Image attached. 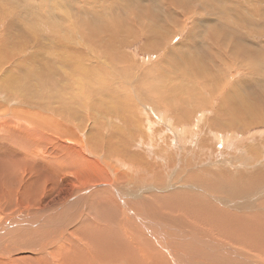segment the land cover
<instances>
[{"label":"bare ground","instance_id":"obj_1","mask_svg":"<svg viewBox=\"0 0 264 264\" xmlns=\"http://www.w3.org/2000/svg\"><path fill=\"white\" fill-rule=\"evenodd\" d=\"M52 1H49L50 5ZM149 1V3H157L159 5L149 6L148 4L146 9L140 8L138 10L139 13L137 12L138 16L131 15V10L127 9L120 10L124 11L125 14L119 16L111 9L112 11L107 15L102 13V11L92 14L89 12L85 13L83 15L88 18L83 19H81L82 13L80 8L74 6V2H69L65 8L59 7L56 9L53 6L52 11H49L48 17L56 22V24L54 22L53 24H49L44 22V20L46 21V13H42L44 10L42 8L44 6L42 0H0V10L2 8L0 25L4 28L5 24L3 23H6L4 20L10 16L12 20L8 22L10 25L9 29L15 26L29 29V32H20L18 40L12 39L13 41H8V44L5 40L7 35L0 36V46L3 45L2 48L0 47V58L6 60L5 62H0V108H3L2 111L7 116L0 118V120L4 121V124H0V129L11 133L15 137V139L6 138L7 142L5 141V143L2 141L6 139L0 142V175L9 178L11 175L7 176V173L19 174L18 171L22 168L25 169V172H29L28 165L34 157L32 151L35 153L36 151L41 152L44 150L49 151L48 154H55L54 158L51 159L52 161L42 158L40 160L42 165L39 168L38 181L41 185L47 184L49 186L48 182L51 177L64 175L68 171L75 173L86 172V175H91V172L99 170L100 174L113 177L108 184L105 182L100 184L98 182L99 184L95 186L102 187L99 193L97 192L98 195L94 196L90 202H88L89 200H85L91 204L92 212H95V214L99 210L105 211V218L99 217L97 214L98 218L96 219H94L95 217H87L83 221L81 220L79 226L73 225L77 221V217H71V212H75L72 209L76 204L79 205L85 202L83 198L86 199V197H81L82 194L74 198L72 195L68 204L63 206L66 212L63 211L61 214L55 213L56 215L52 213L50 219L42 217L31 220L32 218L29 219V216L33 217L31 213H18L19 216L14 219L7 216L5 223L0 226V264H207L205 263L207 261L214 264H256L257 261L250 262L247 259L255 258L253 256H260L264 259L263 213L250 214L249 209L245 212V202L237 205L239 207L238 210H241L240 213L231 212L228 209L226 211L213 204L205 193L204 195L201 194L202 192L196 191L199 188L195 186L189 187L190 189L186 190L182 189L183 192L181 190L169 192L175 190L177 186L170 184L171 177L166 172L175 163L174 158L171 157L177 155L178 144L184 145L183 151L186 152H192L195 149V145H200L198 147L200 153H198L199 151H196L197 154L193 153L196 155L194 156L195 159H199L202 165H212V162L208 159L202 162V160H205L209 156V141H212V139L205 138L202 141H196L193 138V131L185 127L188 124L192 125L193 122L191 120L193 113L190 109L193 111L196 109L194 99L199 89H197L196 85L201 84V87H207L214 96L220 93L223 105L219 106L222 108L219 109L218 113L222 123L228 117L227 114L232 112L229 123L225 124L229 125L231 130L246 131L251 126L264 123V110L259 108V104L264 105V81L258 83L259 79L257 77L250 80L249 77L248 81L250 85L247 84L248 86L246 87L251 91H249L247 96L244 95L246 99H243V96L236 97L235 95L240 93L238 91V93L233 94L231 93L233 90L230 91L232 94L230 98L228 95L230 94L229 87L226 90L227 83L229 82L224 84L221 83L223 81L219 82L217 80L220 69L216 70L218 66L215 65L220 64L222 60L213 57V61L201 62L200 56L203 54L201 51L200 56L199 54L193 55L194 60L187 58L188 66L186 64L187 67L184 66L185 68L182 67L176 72L171 71L177 69L180 66V62L177 65H171L165 61L149 68H145L142 65L143 69L140 72L129 69L128 62L129 58L132 59V57L121 52L126 51L129 46L131 47V42L135 41L136 37L146 36L156 43L160 40L162 41L160 37L162 33L156 28L160 26L162 17H165L167 14L161 13L160 6L164 4V1ZM181 1L172 0V2L168 3V6L176 10L178 4L184 5L187 2ZM69 7L70 9H74L73 11L71 10V13L68 12ZM214 8L210 9L220 12ZM74 13H78L77 20L80 21H77V23L75 22ZM170 20L177 21L176 17L172 14L165 18V22L168 23ZM210 25L208 28L212 30L213 26ZM62 35L65 36V38L62 37L64 39L62 44L65 51L61 50V43L59 42V38ZM210 35L212 36L211 33ZM191 37L192 35L190 39ZM215 38L221 41L219 36ZM218 42H214L213 45L220 50L221 45L219 43L221 42ZM222 43H224L223 40ZM36 44H38L37 50L39 52L42 51L41 54L36 52V50L37 55L33 53ZM99 44L103 49H100ZM8 46L12 49H9ZM149 46L151 47V45ZM253 46L255 47V45ZM233 47L235 48V46ZM235 51L238 52L231 53V56L235 60H239L245 54H248L245 51L241 53L237 49ZM254 51L258 53L260 50L259 48L258 50L254 48ZM194 52L196 50H193L191 54ZM259 57L261 59L262 56L260 55ZM114 58L117 59L118 64L114 62ZM251 59L253 58L251 57ZM258 59L256 57V60ZM262 61V66H264V60ZM164 63H166L169 70L164 69L166 67ZM224 64L226 65L227 63L224 61ZM224 64L223 62L220 64V68L223 71L226 69ZM248 64L247 66L251 63ZM230 69L232 70L231 67ZM230 69H228V73ZM222 70L221 73H223ZM213 82H217V84L213 85ZM230 88L237 90L236 86L232 87L230 85ZM224 92L228 93L226 98L223 97ZM199 93L201 94L200 91ZM14 96H18V100ZM249 98L253 100L250 102ZM149 103L155 106L157 110L160 107H168L180 113L179 116L175 117L177 126H174L170 120L168 122L167 115L165 116L164 114L162 122L169 125L163 124L165 127H169V130L168 128L164 129V127L161 129L155 128V123L152 121L153 117L147 118V114L143 113L144 109H150L147 105ZM10 104H14V106ZM151 111L153 110L151 109ZM35 117L37 118L36 120H34ZM118 119L121 120L123 125H119L120 121ZM156 123L158 126V122ZM197 131L198 134L204 133V131ZM168 132L177 134L178 141L176 140L175 142L177 144L171 142L170 136L167 137ZM186 132L188 133L186 134ZM152 133L155 137L158 136V140H155L154 144H151V141L147 144V140L153 136ZM19 135L21 138L18 137ZM216 136L213 135V138ZM232 139L222 141L217 138L213 147L222 150L221 148L229 143L230 145L225 146L224 149L230 148L231 151L239 150L237 146L240 145V142L235 143L236 140ZM251 140L245 138L242 142L249 141V150L253 151L251 153L258 159L259 148L258 146H254V140L252 142ZM203 141L208 147H202L201 143ZM20 142L23 143L21 144ZM234 147L236 148L234 149ZM209 150L211 151L212 149L210 148ZM30 151L31 154L28 156V152L30 153ZM186 152H183V154ZM150 155L153 157H150ZM251 160L250 158L246 160L245 156L243 162H241L243 164L242 168L231 169L230 171L227 170L229 169L228 167L225 168L226 166L223 168H219L218 165L211 167L198 166L199 169L192 171L187 179L194 180L197 183L194 185L200 188L211 190L212 188L216 189L219 187V193L221 191V194H226L234 199L240 198L242 195L252 191L262 192L264 190V187H262L264 186V166H259L260 164L256 163L259 168L255 165V167L253 166L255 170L245 169L248 166L247 161L250 163ZM155 161H158V165L154 167ZM182 162L184 161L182 160ZM224 162H219L218 164ZM193 166L192 162L188 163V165H183L184 169L180 168L181 170H178L179 172L176 174L177 179L185 173L187 168ZM119 168L123 171L119 170ZM42 170L47 172L45 176ZM153 173H155L154 178L156 180L163 179L162 181L165 184L148 179H152ZM86 178L92 180L91 176H86ZM116 181L129 183V185H132L130 188H133H126L121 183L118 185ZM103 187L110 188L108 190L113 191L115 195ZM159 187L162 193H160ZM14 190L9 192L8 197L6 195L9 199H5L8 200V203H11L5 202L4 209H6V213L13 211L14 205L17 207L21 204L25 205L23 200H17L16 195L13 197ZM7 191L8 188L0 190V199L4 198L5 194H8L6 193ZM184 192L193 196H184ZM190 192L195 193L191 194ZM83 193L85 195V192ZM101 195H105V198L108 197L106 199L108 202L111 201V204L105 203L104 201L106 200ZM258 196L261 197L260 195ZM248 197V195H245L242 198L248 200ZM15 200L18 201L17 203L15 202L16 204L13 202ZM19 203L20 205H18ZM135 203L149 209L155 206L161 211L184 212L189 216L187 217L190 221L188 223L198 228L201 225L205 226L210 230L211 234L209 236L212 239L206 238L203 235H201L203 238L194 236L198 228H195V231L190 228H184L186 231L184 235H188V238L184 236L188 240L185 244L186 246L193 247L187 248L183 245V248L186 249V254H184L176 247H173L168 241L171 240L168 231L169 224H166L167 226L164 223V225H159L160 222L152 223L147 220H143L148 223L144 225V229L148 235H151L153 230L156 232L155 236H151L154 238V241L150 240L152 238L142 236L140 232H130L131 237L130 234L122 229V226H124L122 220L124 221L126 218H139L136 216V213L140 212L136 209V206V210L133 207ZM247 203L249 202L247 201ZM48 206L51 211L55 210L58 204H48ZM58 208H62V206ZM17 210L19 212L18 208ZM78 213L77 216H79ZM161 213L164 214V212ZM176 214L178 215V213ZM0 217L2 219V213ZM67 221H69V227L65 226V222ZM125 224H128V222H125ZM149 226L152 230H150ZM49 228L52 231L50 233L55 235L53 239L49 238L50 241L48 243H57L55 246L56 250L49 248L50 251L48 252H51V254L47 252L45 248L46 244L43 243H47L46 240L48 238L43 239V242L39 240L43 236L47 237L49 233L47 230ZM69 228L73 230L70 234L71 237L66 236V230H69ZM130 228L132 230L135 229L133 226ZM160 229L161 231H159ZM201 229L203 228L200 227L198 230ZM35 238L39 239L35 241ZM220 240H226L231 244L233 243L236 246L247 249L252 256L243 253L244 251L230 250V247L228 249V246L221 243ZM36 242H39L38 253L35 249ZM205 244L209 245L210 248H201ZM20 246H25L24 248L27 252L35 249L31 257L29 256L30 258L26 257V263L21 258H18V256L13 257L14 252L22 250ZM22 252L24 251L22 250ZM55 252L61 253L62 258L56 256ZM257 264L264 263L260 262Z\"/></svg>","mask_w":264,"mask_h":264},{"label":"rangeland","instance_id":"obj_2","mask_svg":"<svg viewBox=\"0 0 264 264\" xmlns=\"http://www.w3.org/2000/svg\"><path fill=\"white\" fill-rule=\"evenodd\" d=\"M49 1L50 0H42V3L44 4V6L43 7L42 6H38V7H42L44 9L43 10L44 12L42 11V13H44V14L46 13L45 14L46 21L44 20V22L45 23H49V24H51V23L53 24V22H54L48 17L49 13H50L49 11H52L53 6H55L56 9L59 8V7H62V8L64 7L65 8L66 5L69 4V2H74L73 5L78 7V8H80L81 13H82V18L81 19L88 18L87 16L83 15V14L88 13V12L90 14H92V13H95L97 11H100V12L102 11V13H105V15L110 14V12L112 11L111 9H113L119 16H123L125 14L124 11H120L122 9L131 10V13H130L131 15L138 16V13H139L138 10L140 8L141 9H146L148 7V4H149V6H158L159 5L157 3H149L150 2L149 0H115V1H113V0H53L55 2L52 1L51 5L49 4ZM132 1H134V2H132ZM163 1H164V4H161V6H160L161 7V13H164V14L167 13V14L165 15V17H162V20L160 21V26H158L159 28L158 27L156 28V29L160 30L161 33H162L160 35V37L162 38V41L160 40L158 43H156V42H152V40H150L146 36L136 37L135 41L131 42L132 46L131 47L129 46L126 49V51H122L121 52L122 54H127V55L132 57V59L129 58V62H128V68L129 69H132L133 71L140 72L141 69H143V66L145 68H149V67H151L153 65H157V63L161 64L162 62H165V61H167L166 62L167 64H171V65L172 64H176L177 65L180 62V66L177 69L171 71V72H176V71H179L182 67L185 68L184 66H186V64L188 66L187 61H188V59L189 60H194V56H193L194 54H199V56H200V53L202 52L203 54H201V56H200L201 57L200 58L201 62H203V61L204 62L205 61L206 62L207 61H213V57H215L217 59L220 58L222 60L221 63L223 62V64H224V61L227 63L226 65L224 64V66L226 67V69H225L226 71L224 70L225 74H224V71L220 68V64L221 63L215 65V66H218L216 68V70L220 69V71H219V73L217 75V77H218L217 80L219 82L223 81L221 83H224V84L226 82H229V83H227L226 90H228L227 87H229V93H230L231 90H233V91H231V93H233V94L236 93V92L238 93V91H239L240 94H236L235 95L236 97L243 96L242 98L246 99L244 97L248 95L249 91H251V90L247 89V87H246V86H248L247 84H249V81H248L249 77H250L249 80L250 79H254V78L257 77L259 79L258 83H260L261 81H264V71H263L264 70V66H262L263 65L262 64V62H263L262 60H264V57H263V55H264V0H214L215 2L211 1V0H182L181 2H183V1L186 2L187 1L186 4H184V5H179L178 4L176 10H173L171 8V6H168V3L172 2V0H163ZM205 1H207V2H205ZM36 2H38V1H36ZM58 3H60V4H58ZM163 5H165V6H163ZM208 7H210V8H214L215 7L220 12L214 11L213 9L211 10ZM186 9H189V10H186ZM1 10H2V8H1ZM1 10H0V15H1ZM71 10L73 11L74 9H72V8L70 9V7H69V11L68 12L71 13L72 12ZM119 11H120V13H119ZM170 12H171V14L174 17H176L177 21L174 22V21L170 20L168 23H166L165 22V18H167L169 15H171ZM173 12H174V14H173ZM74 15H75L74 16L75 17V22L77 23V21H80V20H77L78 19V13H74ZM45 16H44V18H45ZM8 18H9V20H8ZM8 18L6 17V20H4L6 22V23H3V24H5L4 28L2 27V25H0V28H1L0 32L5 33V34L0 33V36L1 35H5V36L7 35V38L4 36V38H6L5 40L7 41V44H8V41H13L15 39L18 40V36L20 35V32H22V31L29 32V29L23 28V27H19V26H15L14 28L9 29L10 25H9L8 22H11L10 20H12V19L10 18V16ZM48 19H49V21H48ZM178 23H179L180 26L177 25ZM54 24H56V22H54ZM168 24H169L170 27L167 26ZM209 25L213 26L212 27L213 31L208 28ZM161 26H162V28H161ZM74 28H76V27H74ZM169 29H170V31H169ZM215 30H217V32H215ZM163 32H165V33H163ZM204 32H205V34H204ZM210 33L212 34V36L210 35ZM191 35H192V37L190 39ZM226 35L229 36V37H227ZM163 36H165V37H163ZM213 36H214V38L219 36L221 41H219V39H216V38H215L216 39V41H215L214 38L212 39ZM62 37L65 38V36L62 35L59 38V42L62 45V46L60 45V47H61L62 51H65L64 45L62 44V41L64 39H62ZM157 37H159V36L157 35ZM209 38H210V40H209ZM217 40L219 42H221V43H219ZM222 40L224 41V43H222ZM214 42H218L221 45V49L220 50L214 47V45H213ZM37 45L38 44H36L34 46V49H33V51H34L33 53H35L36 55H37L36 52H38L39 54L42 53V51L39 52L37 50ZM149 45H151V47ZM232 45L235 46V48L237 50H240L241 53H243V51H245V52H248V54L250 52V54L249 55L245 54V56H244L245 58L242 57L239 60H235L234 57L231 56V53H236L238 51H235L236 49ZM253 45H255V47ZM193 46H194V48H193ZM0 47L2 48L3 45H1ZM9 47L10 46H8V48ZM148 48L152 49V50H149ZM224 48H225V50H223ZM254 48L257 49V50L259 48V50H260L259 52L260 53L259 52L257 53V51L255 52ZM9 49H12V48H9ZM44 49H46V47H44ZM100 49H103L101 47V45H100ZM190 49H191V52L193 50L194 51L196 50L197 53L194 52V53L191 54ZM35 50H36V52H35ZM228 50L230 51V53H229ZM219 52L221 53L220 55H219ZM222 54H223V56H221ZM260 55L262 56L261 57L262 60L259 57ZM253 56L255 57V59H254ZM251 57L253 59H251ZM256 57H257V59L258 58L259 59L256 60ZM203 58H204V60H203ZM1 59L2 58H0V62H5L6 61V60H3V59L1 60ZM256 61L259 62V63H257ZM114 62L116 64H118V61L115 58H114ZM247 62L249 64L250 63L251 64L249 65ZM166 63H164V66L166 65ZM247 64L249 66H247ZM227 66H230L232 68V70L230 69V67H227ZM238 66H239V68H238ZM167 67L168 66L166 65V67H164V69L169 70V69H167ZM244 67H245V69H244ZM253 67H254V69H253ZM227 68L230 69L229 73L227 72L228 71ZM221 70H222L223 73H221ZM206 71H209V70H206ZM261 71H263V72H261ZM216 84H217V82H215V83L213 82V85H216ZM230 85H232V87L236 86L237 90L235 88L231 89ZM196 87H197V89L199 88L200 90L198 89V92L195 95L196 98L194 99V102H196V109L194 111L192 109H190V111L193 113L192 119H191V120H193V122H192V125L188 124L185 127H186V129H188L190 131H193V133L192 132L191 133L194 135V136L193 135L192 136H193V138L196 141L197 140H201L202 141L205 138L206 139H208V138L212 139V141H209V143H210L209 149L211 148L212 150L210 151L208 149V151H209L208 152V154H209L208 158H205V160H202V162H204V161H206L208 159V160H210L212 162V165H210V166L209 165H202L199 162V159H197V158L195 159L194 156H196V155L193 154V153L197 154L198 151H199L198 153H200V149L198 148L200 145H198V146L195 145V149L192 152H186V151H183L184 145L178 144L177 155H173L172 156V154H171V156H172L171 158H174L173 160H175L174 161L175 163L172 165V167H169L170 170L169 169L166 170L168 175H170V177H171L170 184H172V186H177V188H175V190H171L169 192H176V191H179V190L182 191V189L186 190L189 187L195 186V187H197L199 189L196 190V189L193 188L194 190L202 192L201 194L205 193L206 196L212 201L213 204H215L219 208H222V209H224L226 211L228 209L231 212L240 213L241 210H238L239 207L237 205L240 204L241 202H242V204H243V202H245L246 203V204H244L245 212H247L246 210L249 209V213L250 214H252V213H263L264 214V203H263L264 202V190L262 192H260V191L259 192L252 191V192H250L248 194H245V195L249 196L248 200H245L246 198H242L245 195H242L240 198L234 199L232 197L227 196L226 194H221V191L219 193V187H217L216 189H214V188H212L211 190L209 189L210 190L209 191L208 189L200 188V187L194 185V184H197L196 182H194V180L191 181V179H187L188 175H190V173L192 171H197L199 169V167H201V166H209V167H211V166L218 165L219 168L220 167L223 168V167L226 166L225 168L228 167L229 169H227V170H229V171L231 169H241L242 168L241 166L243 165L241 162H243V159L245 158V156H246V160H248V158L252 159L250 161V163H249V161H247L248 162L247 163L248 166H246L247 168H245V169H254L255 170L254 167H255V165H257L256 163H259L260 164L259 166H264V164H263L264 163V123H261V125L257 124V125L251 126V127L247 128L246 131L245 130H241V131L240 130H233V129L231 130L230 126L226 125L225 123H229L230 118L232 117V112L227 114L228 117L224 119L223 123H222L221 119L219 118V113L218 112H219V109L222 108V107H219V106L223 105L221 94L217 93V94H215L216 96H214V94L212 92H210V89H208L207 87H204V88L201 87V84L200 85H196ZM206 88H207V90H205ZM238 88H240V89H238ZM199 91L201 92V94L199 93ZM231 93L230 94L227 93L230 98H231V95H232ZM6 94H8V93H6ZM227 94L224 92L223 93V97L226 98ZM18 96H16V97L14 96V98H16L18 100V98H17ZM237 99H239V98H237ZM231 100H233V99H231ZM252 100H253L252 98H249L250 102ZM221 102H222V104H221ZM10 105L14 106V104H10ZM16 105H18V104H16ZM147 105L149 106L150 109H144L143 113L147 114V118L151 117V116L153 117L152 121H153V123H155V126H156L155 128L161 129L162 127H164V129L168 128V130H169V127H167V126L165 127L163 125V124H167V123H163L162 122L163 121L162 116L164 114H165V116L167 115L168 122L170 120L174 126H177L175 117L179 116L180 113H177V112L171 110V108H168V107H160L157 110V108L155 106H153L152 104L149 103ZM259 108L264 110V105H260L259 104ZM2 109L3 108L1 107L0 108V118L7 117L5 115V113H3ZM151 109L153 111H151ZM169 113H171V114H169ZM149 114H151V115H149ZM182 114H184V113H182ZM160 116H161V119H160ZM36 119L37 118L35 117L34 120H36ZM159 120H161V121H159ZM1 121L2 120H0V124H4V121H2V122ZM118 121H120L119 125H123L121 123L120 119H118ZM156 122H158V126H157ZM182 127H184V126H182ZM219 129H221V130H219ZM197 130L204 131V133L198 134ZM0 132H1L0 133V142L2 140L6 139V138L7 139H9V138L15 139V137H13L11 135V133H9V132L7 133V131L4 132V130L0 129ZM172 133L173 132H168L167 137L170 136L171 142L174 143V144H177L175 142H176V140L178 141V136H177L176 133H173V134ZM187 133L188 132H186V134ZM152 135H153V133H152ZM172 135H174V136H172ZM199 135H200V137H199ZM213 135L214 136L217 135L218 137L216 136V137L213 138ZM176 136H177V138H176ZM18 137L21 138L20 135ZM198 138H200V139H198ZM217 138H218V140L220 139L222 141H226L225 139H227V141H229L230 139L233 138L234 140H236L235 143H239L240 142V145L237 146V148L239 150L231 151L230 148H228V149L225 148L224 149L225 146L230 145L229 143L227 145H225L224 147H222L221 148L222 150H220V149H218L216 147H213V145L215 144L214 142H215V140H217ZM245 138L250 139V140L253 139L254 140V142H253L254 146H258V148H259L258 149V159H257V157L254 156V154L251 153L253 151L249 150V145H250L249 141L248 142L247 141L242 142L243 140H245ZM7 139L2 141V142H4V143H5V141L7 142ZM155 140H158V136L155 137L153 135L147 140L146 143L148 144V142L150 143V141H151V144H154ZM253 140H251V142ZM20 143L22 144L23 142H20ZM142 145H143V143H142ZM201 145H202V147L205 146V148L208 147L207 144L204 141L201 143ZM235 148L236 147H234V149ZM183 152H186V153L183 154ZM33 153H34V151H32V155H34V157H33L32 161H31V163L29 164L31 166L28 165V168L30 169L29 172L28 171L25 172V169L22 168L21 170L19 169V171H21V172L18 171L19 174L16 173L14 175L12 172L7 173V176L11 175L9 178H7V177H5L3 175H0V190H2L4 188H8V191L6 192L8 194H5V197L1 198L2 200L0 199V202H1L0 203V206H1L0 207V214L2 213V215H3L2 219L0 217V219L2 220V222L0 220V226L5 223V221L7 219V216L10 217V218L13 217V219H14V218L19 216L18 213H20V214L21 213L22 214H30L31 213V215H33V217L29 216V219L32 218L31 220H33L34 218H42V217H47V218L50 219L51 218L50 216L52 215V213L61 214L63 211L66 212V210L64 209L63 206L68 204V202L70 201V198H71L72 195H73V198H74V197H78V196H80L82 194L81 197L82 196L86 197V199L83 198V200L84 201L85 200L86 201L89 200L88 202H90V200L93 199L94 196L98 195L99 191L102 188V187L101 188L97 187L95 185H98L99 183L101 184V183H104V182L106 184H108V183H110V179L113 178V177H109L107 175L104 176L103 174H100L99 170L94 171L96 173L91 172V175H89V174L86 175V172H84V173H79V172L75 173V172L68 171L66 174L60 175L61 177L60 176L51 177L50 181L48 182L49 186L47 184L46 185L45 184L41 185L39 183V181H38L39 180L38 179V177H39V168L42 165L40 163V160L44 159V160H47V161L48 160L52 161L51 159L54 158L53 156H54L55 153L48 154L49 151H44V150H42L41 152L36 151L34 154ZM30 154H31V151H30V153L28 152V156ZM150 157H153V156L150 155ZM182 160L184 162H182ZM253 160H254V162H253ZM189 161L192 162L195 167L193 166L191 168H187L185 170V173H183L178 178L179 179L178 180L176 174L181 170L180 168L184 169L183 165H188V163H190ZM179 162H181V163H179ZM219 162H224V163L218 164ZM227 163H228V165H227ZM37 165H39V166L37 167ZM157 165H158V161H155L154 167L157 166ZM259 166H258V168H259ZM235 167H237V168H235ZM22 170H24L23 171L24 174H23ZM119 170H121V169L119 168ZM243 170H244V166H243ZM42 171H43L42 173L45 176L47 172L45 170H42ZM121 171H123V170H121ZM92 173H93V175H92ZM154 175H155V173H153L152 179L151 178H148V179H150V180H152L154 182L156 181V182H159L161 184H165V182L162 181L163 179H160L161 180V182H160V180H156L154 178ZM30 176H33V177H30ZM75 176H76V178H75ZM86 176L87 177L91 176L92 180L86 178ZM15 177L16 178L18 177V178L16 179ZM55 178H57V180H55ZM100 179H102V180H100ZM6 181H7V183H6ZM175 182H176V184H175ZM26 183H27L28 186L25 185ZM51 183H52V185H51ZM120 183L123 186H125L126 188H129V189L133 188V187L130 188V186H132V185L131 184L129 185V183L116 181V184L119 185ZM30 184H32V185H30ZM12 187H13V189H11ZM262 187H264V186H262ZM26 188H28V189H26ZM48 188H50V189H48ZM103 188L106 189V190L110 189V188H107V187H103ZM30 189L33 192H31ZM159 189H160V187H159ZM202 189H204V190H202ZM12 190H14L13 191L14 192L13 197L16 195L17 200L18 201L19 200H23L25 205H22V204L20 205V203L18 205H20L21 207L20 206L17 207L16 205H14L15 206L14 210L11 211V212H7L6 213V209H4L5 208V204L8 203L7 202L8 200H6V199H9L7 197L9 195V192L12 191ZM29 191H30V193H29ZM108 191L115 195V193L113 191H110V190H108ZM83 192H85V195H84ZM94 192H96V193H94ZM160 193H162L161 189H160ZM190 193L194 194L195 192H190ZM93 194H95V195H93ZM6 195H7V197H6ZM186 195H190V194H187V193L184 192V196H186ZM258 195H260L261 197H259ZM101 196H103L104 197L103 199L107 201L108 197H106L107 198L106 199L105 195H101ZM192 196L193 195H190V197H192ZM100 199H101V197H100ZM17 200H15L13 202L17 203L18 202ZM86 201L81 203V204H79V205L76 204L73 207L72 211H75L76 213L75 212H71L72 213L71 217H73V216L77 217L76 218L77 221L73 225L79 226L81 224L80 223L81 220L83 221L87 217L88 218H91V217L94 218L95 217L94 219H96V218H98V215H99V217L105 218V216H106V213H104L105 211L102 212V210H99L100 213L98 212V213L95 214V212H92L93 210H92L91 204H89ZM106 201H104V202L107 203V204L108 203L111 204V201H109V202L108 201L106 202ZM247 201L249 203H247ZM151 202L153 203V201H151ZM137 203H135L133 205V207L135 209V206H136V209L140 212V213H136V216L139 217V218L138 219L137 218H132V219H129V218L124 219L123 218L124 219V221L122 220V224L124 223V226H122L123 230H125L128 234H130V232H133V233L134 232L135 233H139L140 232L142 236H144L146 238H152L150 240H153L154 238L151 237V236H155L156 232L153 230V233L151 235H148L145 232V229H144V225L148 224V223L144 222V221L147 220V221L152 222V223L160 222L159 225H164V224L168 225L169 224L168 225V229H169L168 231H169V234L171 236V240H168V241L172 244V246L176 247L177 249L182 251L184 254H186V251H185L186 249L183 248V245L185 247H187V248H193L191 246H186L185 243L188 242V240L184 236H186L188 238V235H184V233L186 232L185 229H187V228H190V229L195 231V228L197 229L198 227L193 226L191 223H188L190 221L187 219V217H189V216L186 213L181 212V211H171V210H168V211L167 210H163V211H161L160 209L156 208L155 206H152V208L149 209V208L141 207ZM8 204H11V203H8ZM48 204L49 205L58 204V206L55 207V210L53 209V210L50 211ZM61 206H62V208H58V207H61ZM76 206L79 207V208H77ZM86 207H87V209H86ZM15 208H16V210H15ZM17 208L19 209V212H18ZM56 208H58V209H56ZM80 208H81V210H80ZM89 209H90L91 213H93V214L90 213ZM161 212H164V214L161 213ZM172 212L178 213V215L177 214L175 215V213H172ZM15 213L17 214V216H15L16 215ZM77 213L79 214V216H77ZM85 214H87L88 216L85 215ZM140 217H142V218H140ZM148 217H150V218H148ZM180 217H182L183 219L180 218ZM184 217H186V218L184 219ZM68 222L69 221L65 222V226H67V227H69ZM125 222H128V224H125ZM131 226H133L135 229L132 230L130 228ZM200 227L203 228V229L198 230V229H200ZM52 228H53V226L51 227V230H52ZM149 228H150V226H149ZM70 229L71 228H69V230H66L67 231L66 236H70L71 237L70 234H71V232L73 230H70ZM198 229H197V231H195L196 233H195L194 236H198V237L203 238L201 236V235H203L206 238L212 239V237L209 236V234H211V232H209L210 230L208 228H206L205 226L201 225V226H199ZM150 230H152V229L150 228ZM47 231L49 232V233L47 232L48 233L47 237L43 236L42 239L41 238L40 239L38 238V239L42 240V242H43V239L48 238V240H46L47 243L43 242V243L46 244L45 248L47 249V252H48V251H50L49 248H52L53 250L54 249L56 250L55 246H56L57 243H55V244L54 243H48V241H50L49 238L53 239L55 234L50 233V232H52V231H50V228ZM159 231H161V229ZM191 233H193V232H191ZM130 236H131V234H130ZM38 239L35 238V241L38 240ZM136 241H138V240H136ZM175 241H177V242H175ZM220 242L223 243L224 245L228 246L227 247L228 249L230 247V250H235V251L236 250H240V252L244 251L243 253L248 254V256H252V255L249 254V251L247 249H244V248H241L239 246H236L233 243L231 244L230 242H228L226 240L225 241L224 240H220ZM35 244H36L35 249H36V252L38 253L39 252V247H38L39 242H36ZM205 245L201 246V248L209 247V245L208 246L207 245L205 246ZM24 247L25 246H20V248L24 252H22V250L20 252H14L13 253V257H17L18 256V258H21L22 261L23 260L25 261L27 256H28L27 258H30L31 255L34 253L35 249L33 251L27 252V251H25ZM235 247H237L239 249H237ZM16 253H17V255H16ZM48 253L51 254V252H48ZM55 254H56V256L62 258L61 253L55 252ZM253 257H255L256 259L251 257L252 259H247V260H249L250 262H253V261L256 262L257 261L256 264L260 263V262L264 263V259L262 257H260V256L259 257L258 256L257 257L253 256ZM25 263H26V261H25ZM205 263L214 264L213 262H209V261H207Z\"/></svg>","mask_w":264,"mask_h":264}]
</instances>
